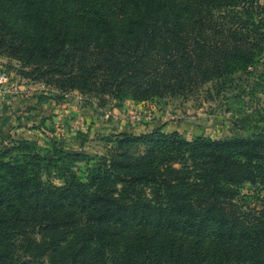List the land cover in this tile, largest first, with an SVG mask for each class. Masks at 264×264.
<instances>
[{
  "label": "trees",
  "instance_id": "1",
  "mask_svg": "<svg viewBox=\"0 0 264 264\" xmlns=\"http://www.w3.org/2000/svg\"><path fill=\"white\" fill-rule=\"evenodd\" d=\"M0 53L64 90L218 92L264 53V2L0 0ZM102 139L100 154L0 147V264H264V127Z\"/></svg>",
  "mask_w": 264,
  "mask_h": 264
},
{
  "label": "rangeland",
  "instance_id": "2",
  "mask_svg": "<svg viewBox=\"0 0 264 264\" xmlns=\"http://www.w3.org/2000/svg\"><path fill=\"white\" fill-rule=\"evenodd\" d=\"M25 69L17 59L0 53V147L21 139L40 145L55 140L66 148L100 154L105 151L102 136L118 131L137 134L160 127L186 138H223L264 127L259 120L264 117V53L255 64L234 73L218 92L208 82L187 95L143 101L59 89ZM84 168L82 161L76 163L80 175ZM251 188L246 183L241 190L251 192L244 196L253 201L252 195L263 190Z\"/></svg>",
  "mask_w": 264,
  "mask_h": 264
}]
</instances>
